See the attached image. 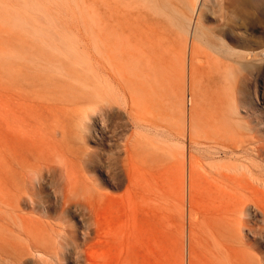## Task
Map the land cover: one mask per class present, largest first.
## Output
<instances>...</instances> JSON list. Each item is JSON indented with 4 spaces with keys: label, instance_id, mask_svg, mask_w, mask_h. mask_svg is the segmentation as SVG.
Here are the masks:
<instances>
[{
    "label": "rangeland",
    "instance_id": "374dc122",
    "mask_svg": "<svg viewBox=\"0 0 264 264\" xmlns=\"http://www.w3.org/2000/svg\"><path fill=\"white\" fill-rule=\"evenodd\" d=\"M118 1L0 0V264H264V60L226 79ZM257 1L209 25L264 50Z\"/></svg>",
    "mask_w": 264,
    "mask_h": 264
},
{
    "label": "bare ground",
    "instance_id": "6f19581e",
    "mask_svg": "<svg viewBox=\"0 0 264 264\" xmlns=\"http://www.w3.org/2000/svg\"><path fill=\"white\" fill-rule=\"evenodd\" d=\"M112 1L113 2L116 1L115 2L116 4L117 2H119L118 0L115 1L112 0ZM128 1L129 0H126L125 3ZM133 1L134 2L132 3L134 4L136 3V5H134L135 7L133 8V10L136 9L137 6L139 5V8H137L138 12L136 13L140 16L144 15V18L140 19V23L144 24L146 27L142 26L141 28H139V32L143 37H148L146 35L148 31H150V33L153 34V36L155 35V37H160L159 35L161 34L162 35L167 34V36H169V34H171V36L172 34L173 36L177 35L178 36L177 38H180V41L183 39L186 42V44L189 45L190 48L189 50L192 58H196L199 55L200 51L206 52V48L210 49L214 53H217L222 57H224V59L226 60V62L223 61L221 63L220 67H215V71L217 72L223 71V76L226 79H229L230 76L233 74L234 64H238L240 66L248 65L253 69V68H257L258 65L262 64L264 60V50L257 49L259 45L257 44V42H254L253 39L254 36L253 31L257 30L256 24H250L244 19H242L241 16L237 15L236 23L240 24L239 28L241 29V34L237 33L235 36L229 32L230 28L233 26L229 23L226 22L218 23L217 26L215 27L209 25V20L214 18L210 14L212 8L209 4V1H213V0H133ZM257 2H258L257 0H228L229 5L239 10H244V9L247 10L249 9L250 6L256 5ZM130 7L132 8L133 4ZM140 7L147 10L145 11L146 12L145 14L144 13L139 14ZM142 11L144 12V10ZM117 32L118 29L114 26L112 28V34L115 45H117V42H115ZM171 38L174 39V37ZM180 41L178 42L180 43ZM181 46H183V44H181ZM186 59H184V61ZM172 60L173 59H171V62ZM174 60L176 61L175 57ZM192 63L190 65V68L187 67L189 68L187 75H189L190 77L191 88L195 89L196 78L201 68L196 64L194 63L192 64ZM187 75L185 74L186 77ZM218 78L220 79V77ZM187 81H188L187 85H189V80ZM233 106L234 104L231 105V109L233 108L232 112L237 113V111L234 109L235 106L234 107ZM191 140L192 139H190V141ZM255 141L258 142V144L255 145L256 148L260 150L261 149V145L259 143L260 140L256 139ZM194 158H195L194 155H190L188 160L190 172L187 178L189 186L188 185L187 186L189 187L188 188L189 194L188 193L186 194H188L189 198L191 196L190 188H192L195 181V173L193 170L194 162H195ZM185 167H186V162L185 159H183L184 170L186 169ZM184 177H185V173H184ZM189 254L190 251L188 247L187 248L188 262L190 259Z\"/></svg>",
    "mask_w": 264,
    "mask_h": 264
}]
</instances>
